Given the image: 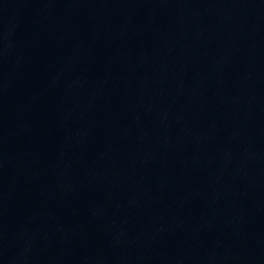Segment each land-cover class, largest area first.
<instances>
[{"label":"water","instance_id":"water-1","mask_svg":"<svg viewBox=\"0 0 264 264\" xmlns=\"http://www.w3.org/2000/svg\"><path fill=\"white\" fill-rule=\"evenodd\" d=\"M0 264H264V0H0Z\"/></svg>","mask_w":264,"mask_h":264}]
</instances>
